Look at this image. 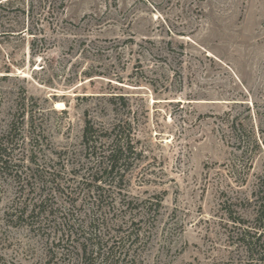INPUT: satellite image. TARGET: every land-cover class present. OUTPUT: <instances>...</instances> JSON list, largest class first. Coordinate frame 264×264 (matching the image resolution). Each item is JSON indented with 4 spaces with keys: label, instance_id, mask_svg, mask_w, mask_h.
<instances>
[{
    "label": "rangeland",
    "instance_id": "obj_1",
    "mask_svg": "<svg viewBox=\"0 0 264 264\" xmlns=\"http://www.w3.org/2000/svg\"><path fill=\"white\" fill-rule=\"evenodd\" d=\"M51 1L62 0H17L33 10L32 32L0 36V135L23 99L40 142L31 149L19 126L20 163L64 164L57 179L75 186L85 112L127 119L141 156L125 191L160 203L142 215L133 264H264V0H63L53 14ZM22 21L31 27L0 8V31ZM112 96L127 106L113 110ZM30 181L29 195L50 199ZM18 187L0 176V264H47L44 237L5 223ZM69 193L50 203L67 212ZM80 197L74 223L86 229Z\"/></svg>",
    "mask_w": 264,
    "mask_h": 264
},
{
    "label": "trees",
    "instance_id": "obj_2",
    "mask_svg": "<svg viewBox=\"0 0 264 264\" xmlns=\"http://www.w3.org/2000/svg\"><path fill=\"white\" fill-rule=\"evenodd\" d=\"M16 1L0 0V8L12 6V10L25 16V20H30L31 27H25L23 21L18 22L0 31V36L16 34L23 37L32 32L33 10L30 7H13ZM63 2L62 0L54 5L55 2L52 4L51 1L50 13L53 14L57 9L62 11ZM38 30L43 31L41 27ZM115 78L122 82L121 77L115 75ZM116 99L121 102H116ZM107 102L113 106V110L127 106L123 96H112ZM21 107V112L0 135V176L19 186L10 208L5 213V223L13 226L26 225L35 235L44 237L47 264H133L134 248L142 245V219L146 214H151L152 210L156 213L160 203L158 200L146 203L129 197L125 191L127 175L141 156L133 140L132 123L122 118L112 122L98 121L85 112L81 150L78 160H75V164L68 171V180L78 177L74 186L67 182L63 184L57 179L65 170L64 164L59 168L56 163L42 166L31 158L29 162L34 166L31 169L20 163L21 159L14 154L16 147L20 145L16 135L20 131V125L25 124L27 127L25 138L33 145L31 149L40 148L37 147L39 140L33 135V114L31 111L26 112L23 99L20 102ZM253 114L256 117L258 112ZM228 128L239 142L242 141L246 130L236 117L229 118ZM252 142L257 148L263 145V141L255 137ZM61 161L58 157L57 162ZM32 178L39 183L38 190L49 188L50 199H47V195H29ZM26 187L28 189L25 192ZM63 189H70L69 196L74 198L67 212H62L57 205L50 203L56 191ZM79 195L82 197L80 201L84 200L91 206L89 218H86L89 220L86 229L83 220L82 223H74L77 209L74 206ZM136 216L141 217L135 220Z\"/></svg>",
    "mask_w": 264,
    "mask_h": 264
}]
</instances>
